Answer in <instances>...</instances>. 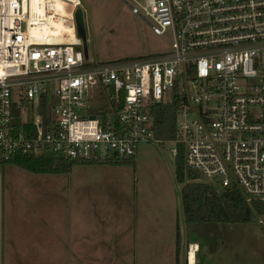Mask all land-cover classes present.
Here are the masks:
<instances>
[{"label": "built area", "instance_id": "built-area-1", "mask_svg": "<svg viewBox=\"0 0 264 264\" xmlns=\"http://www.w3.org/2000/svg\"><path fill=\"white\" fill-rule=\"evenodd\" d=\"M27 1L0 0L1 164L121 162L169 143L197 181L238 191L264 232V0H123L170 47L100 62L78 38L32 35ZM100 99L108 111L91 113ZM170 103L174 138L158 140L153 110Z\"/></svg>", "mask_w": 264, "mask_h": 264}, {"label": "rangeland", "instance_id": "rangeland-1", "mask_svg": "<svg viewBox=\"0 0 264 264\" xmlns=\"http://www.w3.org/2000/svg\"><path fill=\"white\" fill-rule=\"evenodd\" d=\"M79 1L85 36L82 44L92 61L138 58L169 49L170 40L154 35L123 0ZM70 25L75 29L74 18ZM94 106L91 113L97 108L108 111L105 99ZM171 146L142 144L129 161L79 164L68 173L46 174L51 177L50 199L57 209L66 211L70 221L62 224L74 225V234L80 230L81 240H86L91 251L97 249L102 258L126 252L120 257L127 261L131 252L156 250L161 264H176L177 250L184 241H193L200 246L198 264H264V232L256 222H185L182 184L175 180ZM197 180L203 181L200 176ZM116 264H121L120 259Z\"/></svg>", "mask_w": 264, "mask_h": 264}, {"label": "crops", "instance_id": "crops-1", "mask_svg": "<svg viewBox=\"0 0 264 264\" xmlns=\"http://www.w3.org/2000/svg\"><path fill=\"white\" fill-rule=\"evenodd\" d=\"M30 173L0 164V264H116L119 259L121 264H161L156 250L131 252L127 261L120 257L126 252L113 259L102 258L97 249L91 251L80 230L74 234V225L62 224L70 221L50 199L51 177ZM107 248L104 253L111 255ZM177 251L176 264H198V243L184 241Z\"/></svg>", "mask_w": 264, "mask_h": 264}, {"label": "trees", "instance_id": "trees-1", "mask_svg": "<svg viewBox=\"0 0 264 264\" xmlns=\"http://www.w3.org/2000/svg\"><path fill=\"white\" fill-rule=\"evenodd\" d=\"M80 23L83 21L79 15ZM41 114V113H40ZM44 117L47 115L43 111ZM153 130L158 140H171L175 129V103L160 104L153 110ZM14 124L21 123L18 110H13ZM31 128L32 126L25 125ZM1 164V163H0ZM6 165H14L34 174L68 173L74 165H95L97 162H67L56 158L16 155ZM198 174L186 170L183 159H175V180L182 184L180 190L184 220L193 223H247L250 222L251 209L236 190L223 189L199 181ZM179 244V230L176 228V245ZM177 257V254H176Z\"/></svg>", "mask_w": 264, "mask_h": 264}, {"label": "bare ground", "instance_id": "bare-ground-1", "mask_svg": "<svg viewBox=\"0 0 264 264\" xmlns=\"http://www.w3.org/2000/svg\"><path fill=\"white\" fill-rule=\"evenodd\" d=\"M26 4L30 8L31 17L42 21L36 27H31L32 35L37 37L48 35L57 41L75 43L77 39L74 28L70 25L71 7L78 4V0H29Z\"/></svg>", "mask_w": 264, "mask_h": 264}, {"label": "water", "instance_id": "water-1", "mask_svg": "<svg viewBox=\"0 0 264 264\" xmlns=\"http://www.w3.org/2000/svg\"><path fill=\"white\" fill-rule=\"evenodd\" d=\"M80 12L79 10H77L74 15H73V18H74V23H75V31H76V35L78 37V39L85 44V36H84V29L82 27V24L80 23V20L78 19L79 18V13ZM85 53L86 50H85Z\"/></svg>", "mask_w": 264, "mask_h": 264}]
</instances>
